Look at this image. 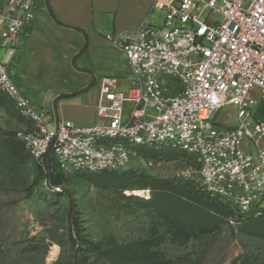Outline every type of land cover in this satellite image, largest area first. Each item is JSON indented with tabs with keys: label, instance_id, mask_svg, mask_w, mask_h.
<instances>
[{
	"label": "built area",
	"instance_id": "built-area-1",
	"mask_svg": "<svg viewBox=\"0 0 264 264\" xmlns=\"http://www.w3.org/2000/svg\"><path fill=\"white\" fill-rule=\"evenodd\" d=\"M33 0H6L0 40L18 44L34 17ZM163 21L107 40L125 57L129 76L99 82L98 121L47 123L13 84L0 62V90L31 123L18 133L30 158L50 155L65 173L94 174L128 166L138 148L180 151L196 163L200 190L233 210L228 223L264 213V0H152ZM218 14L221 22L210 15ZM14 50L10 51L13 54ZM236 109V124L215 115ZM191 170L182 173L191 177Z\"/></svg>",
	"mask_w": 264,
	"mask_h": 264
},
{
	"label": "rangeland",
	"instance_id": "rangeland-1",
	"mask_svg": "<svg viewBox=\"0 0 264 264\" xmlns=\"http://www.w3.org/2000/svg\"><path fill=\"white\" fill-rule=\"evenodd\" d=\"M5 3L0 0V11ZM210 17L221 22L218 14ZM251 97L259 103L257 117L264 120L256 89ZM215 121L234 126L236 109L224 107ZM30 128L0 90V264H264V218L246 224L240 218L230 225L224 214L183 199L156 198L150 205L157 192L137 189L149 177L198 192L197 166L185 153L142 147L124 169L94 174L59 170L63 178L55 195L41 177L40 162L30 158L17 136ZM188 169L191 177L185 178ZM74 234L84 241L79 248L72 242ZM114 249L158 256L120 261L103 254Z\"/></svg>",
	"mask_w": 264,
	"mask_h": 264
},
{
	"label": "crops",
	"instance_id": "crops-1",
	"mask_svg": "<svg viewBox=\"0 0 264 264\" xmlns=\"http://www.w3.org/2000/svg\"><path fill=\"white\" fill-rule=\"evenodd\" d=\"M32 10L34 17L22 28L17 45L0 40V62L44 120L46 113L48 121L75 125L98 121L101 79L126 85L125 57L107 37L135 31L144 20L160 25L164 18L152 0H33Z\"/></svg>",
	"mask_w": 264,
	"mask_h": 264
},
{
	"label": "trees",
	"instance_id": "trees-1",
	"mask_svg": "<svg viewBox=\"0 0 264 264\" xmlns=\"http://www.w3.org/2000/svg\"><path fill=\"white\" fill-rule=\"evenodd\" d=\"M49 12L52 16V18L56 21L57 19L53 15L52 11L49 9ZM39 172L41 174V177H43L46 181V184L49 188V190L52 192V194L57 195L58 192L55 191V188H58L59 191L61 190V181L63 176L59 172V169L54 164L52 158L50 155H47L44 157V159L40 162ZM107 172V171H104ZM159 184V185H158ZM137 189H149L151 188L154 192H157V194H154L152 199L148 201L150 205H153L154 200L156 198L165 199V200H185L189 204H196L199 206V208L207 210L210 213H213L215 215L218 214H224L225 217H229L233 215V211L225 204L209 198L206 194H204L200 188L198 192H193L191 188L188 187H174L172 183H166V182H158L154 179H151L149 177L143 178L138 183ZM64 194V193H63ZM177 214V213H176ZM175 216V215H174ZM264 218V213L261 217L254 219V218H247L243 224H246L248 222H253L256 220H260ZM72 242L74 245H76V248H79L80 244L83 243L81 237L79 235L74 234V238H72ZM75 249V246H74ZM79 251V249H77ZM106 256L113 255L115 259L120 261H130V260H147V259H153L156 258L158 255L156 253L142 251V252H136V251H127L123 249H114L113 251H106L103 253Z\"/></svg>",
	"mask_w": 264,
	"mask_h": 264
},
{
	"label": "bare ground",
	"instance_id": "bare-ground-1",
	"mask_svg": "<svg viewBox=\"0 0 264 264\" xmlns=\"http://www.w3.org/2000/svg\"><path fill=\"white\" fill-rule=\"evenodd\" d=\"M136 195L140 196V194H136Z\"/></svg>",
	"mask_w": 264,
	"mask_h": 264
}]
</instances>
